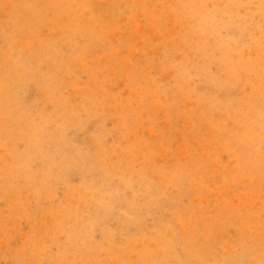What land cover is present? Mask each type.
Masks as SVG:
<instances>
[{
  "label": "rangeland",
  "instance_id": "374dc122",
  "mask_svg": "<svg viewBox=\"0 0 264 264\" xmlns=\"http://www.w3.org/2000/svg\"><path fill=\"white\" fill-rule=\"evenodd\" d=\"M137 1L0 0V264L264 263V0Z\"/></svg>",
  "mask_w": 264,
  "mask_h": 264
},
{
  "label": "bare ground",
  "instance_id": "6f19581e",
  "mask_svg": "<svg viewBox=\"0 0 264 264\" xmlns=\"http://www.w3.org/2000/svg\"><path fill=\"white\" fill-rule=\"evenodd\" d=\"M23 1H24V0H23ZM39 1H40V0H39ZM79 1H80V0H79ZM107 1H108V0H107ZM128 1H130V0H128ZM135 1H136V0H135ZM139 1H140V0H139ZM139 1H137V2H139ZM152 1H153V0H152ZM163 1H164V0H163ZM10 2H11V1H10ZM10 2H9V3H10ZM15 2H17V1H15ZM29 2H30V1H29ZM29 2H28V3H29ZM43 2H44V1H43ZM56 2H57V1H56ZM93 2H95V1H93ZM118 2H119V1H118ZM11 3H12V2H11ZM33 3L35 4V2H33ZM40 3H42V2H40ZM52 3H53V2H52ZM83 3H84V2H83ZM95 3H96V2H95ZM135 3H136V2H135ZM139 3H140V2H139ZM169 3H171V2H169ZM173 3H174V0H173L172 4H173ZM213 3H216V2H213ZM230 3H231V2H230ZM254 3H255V2H254ZM3 4H4V3H3ZM22 4H23V3H22ZM34 4H33V6H34ZM37 4H38V3H37ZM63 4H65V2H64ZM91 4H92V3H91ZM122 4H123V3H122ZM128 4H129V3H128ZM150 4H152V3H150ZM165 4H166V2H165ZM172 4H171V5H172ZM218 4H219V3H218ZM220 4H221V3H220ZM6 5H7V2H6ZM10 5H11V4H10ZM23 5H25V4H23ZM38 5H39V4H38ZM38 5H37V6H38ZM55 5L57 6L56 3H55ZM71 5H72V4H71ZM94 5H95V4H94ZM97 5H98V4H97ZM134 5H135V4H134ZM177 5H178V4H177ZM221 5H222V4H221ZM21 6H22V5H21ZM37 6H36V7H37ZM39 6H40V5H39ZM39 6H38V7H39ZM42 6H43V4H42ZM42 6H41V7H42ZM52 6H54V5H52ZM52 6H50V8H51ZM58 6H59V5H58ZM87 6H88V4H87ZM119 6H122V5H119ZM119 6L117 5V7H119ZM219 6H220V5H219ZM4 7H5V6H4ZM17 7H18V6H17ZM27 7H28V6H27ZM43 7H44V6H43ZM43 7H42V8H43ZM48 7H49V6H48ZM54 7H55V6H54ZM92 7H93V6H92ZM128 7H129V6H128ZM128 7H127V9H128ZM139 7H140V5H139ZM141 7H142V6H141ZM141 7H140V8H141ZM143 7H144V6H143ZM148 7H149V6H148ZM157 7H158V6H157ZM162 7H163V6H162ZM166 7H167V6H166ZM209 7H210V6H209ZM5 8H6V7H5ZM15 8H16V7H15ZM31 8L33 9V7H31ZM46 8H47V7H46ZM61 8H62V7H61ZM70 8H71V7H70ZM70 8H69V9H70ZM73 8H74V7H73ZM90 8H91V6H90ZM95 8H96V7H95ZM97 8H98V6H97ZM120 8H121V7H120ZM158 8L160 9V7H158ZM164 8H165V7H164ZM167 8H168V7H167ZM167 8H166V9H167ZM8 9H11V8H9V6H8ZM32 9H31V10H32ZM35 9H36V8H35ZM54 9H55V8H54ZM56 9H58V8H56ZM56 9H55V10H56ZM67 9H68V8H67ZM67 9H66V10H67ZM69 9H68V11H73L72 9H70V10H69ZM122 9H123V6H122ZM124 9H126V8H124ZM130 9H131V8H130ZM144 9H145V8H144ZM148 9H149V8H148ZM254 9H256V8H254ZM4 10H5V9H4ZM4 10H2V11H4ZM28 10H29V7H28V9L26 10V12H27ZM48 10L50 11V9H48ZM52 10H53V9H52ZM79 10H80V9H79ZM101 10H102V9H101ZM135 10H136V9H135ZM163 10H164V9H163ZM240 10H241V9H240ZM29 11H30V10H29ZM32 11H33V10H32ZM35 11L37 12L38 10L36 9ZM46 11H47V10H46ZM64 11H65V10H64ZM87 11H88V9H87ZM94 11H96V10H94ZM94 11H93V12H94ZM141 11H143V10L141 9ZM147 11H148V10H147ZM158 11H159V10H158ZM200 11H201V10H200ZM242 11H243V10H242ZM23 12H24V11H23ZM57 12H58V11H57ZM76 12H77V11H76ZM78 12L80 13V11H78ZM90 12H91V11H90ZM122 12H123V11H122ZM134 12H135V11H134ZM164 12H165V11H164ZM210 12H211V11H210ZM3 13H4V12H3ZM3 13H2V16H3ZM24 13H25V12H24ZM59 13H60V12H59ZM69 13H70V12H69ZM120 13H121V12H120ZM124 13H125V12H124ZM141 13H142V12H141ZM146 13H147V12H146ZM154 13H155V12H154ZM233 13H234V12H233ZM106 14H107V13H106ZM139 14H140V13H139ZM143 14H144V12H143ZM152 14H153V13H152ZM168 14H169V13H168ZM248 14H249V13H248ZM250 14H251V13H250ZM10 15H11V14H10ZM13 15H14V14H13ZM67 15H68V14H67ZM86 15H87V14H86ZM102 15L106 16L104 13H103ZM185 15H186V13H185ZM258 15H259V14H258ZM6 16H7V15H6ZM6 16H4V19H5ZM63 16H64V15H63ZM136 16H137V15H136ZM161 16H162V15H161ZM166 16H167V15H166ZM173 16H174V15H173ZM10 17H11V16H10ZM14 17H15V16H14ZM34 17H35V16H34ZM38 17H39V15H38ZM108 17H109V16H108ZM110 17H111V16H110ZM149 17H150V16H149ZM170 17H171V16H170ZM244 17H245V16H244ZM7 18H8V17H7ZM35 18H36V17H35ZM41 18H42V17H41ZM43 18H44V17H43ZM63 18H64V17H63ZM68 18H69V17H68ZM71 18H72V17H71ZM80 18H81V16H80ZM82 18H83V16H82ZM105 18H106V17H105ZM115 18H116V17H115ZM115 18H114V20H115ZM150 18H151V17H150ZM157 18H158V17H157ZM12 19H13V18H11L10 20H12ZM37 19H39V18H37ZM78 19H79V18H78ZM83 19H84V18H83ZM83 19L81 20V22L83 21ZM138 19H139V18H138ZM186 19H188V18H186ZM241 19H242V17L240 18V20H241ZM0 20H1V19H0ZM20 20H21V19H20ZM28 20H30V19H28ZM62 20H63V19H62ZM65 20H66V19H65ZM69 20H70V19H68V21H69ZM73 20H75V19L73 18ZM85 20H86V19H85ZM87 20H91V19H87ZM105 20H106V19H105ZM157 20H158V19H157ZM8 21H9V20H8ZM21 21L24 22L23 20H21ZM30 21H31V20H30ZM35 21H36V20H35ZM35 21H33V22H35ZM70 21H71V20H70ZM115 21H116V20H115ZM173 21H174V20H173ZM246 21H247V20H246ZM5 22H7V21H5ZM42 22H43V21H42ZM72 22H73V21H72ZM79 22H80V21H79ZM91 22H92V21H91ZM174 22H175V21H174ZM254 22H255V21H254ZM256 22H257V21H256ZM256 22H255V23H256ZM39 23H40V22H39ZM50 23H51V22H50ZM84 23H85V22H84ZM126 23H127V22H126ZM153 23H154V22H153ZM185 23H186V22H185ZM17 24H18V23H17ZM79 24H80V23H79ZM163 24H164V23H163ZM18 25H19V24H18ZM36 25H37V24H36ZM84 25H85V24H84ZM169 25H170V24H169ZM194 25H195V24H194ZM6 26H8V24H6ZM30 26H32V25H30ZM131 26H132V25H131ZM153 26H154V25H153ZM160 26H162V24H160ZM170 26H171V25H170ZM176 26H177V25H176ZM16 27H17V25H16ZM41 27H42V26H41ZM47 27H48V25H47ZM53 27H54V26H53ZM93 27H94V26H93ZM146 27H147V26H146ZM155 27H156V26H155ZM155 27H154V28H155ZM23 28H24V27H23ZM103 28H104V27H103ZM111 28H112V27H111ZM132 28H133V27H132ZM159 28H160V27H159ZM159 28H158V29H159ZM169 28H170V27H169ZM169 28H167V26H166V29H167V30H168ZM174 28H175V27H174ZM8 29H9V27H8ZM44 29H45V28H44ZM48 29H49V28H48ZM130 29H131V28H130ZM151 29L153 30V28H151ZM166 29H165V30H166ZM42 30H43V28H42ZM111 30H112V29H111ZM159 30H160V29H159ZM186 30H187V29H186ZM244 30H245V29H244ZM56 31H58V30L56 29ZM86 31H87V30H86ZM115 31H116V30H115ZM131 31H132V30H131ZM142 31H144V30L142 29ZM163 31H164V30H163ZM174 31H175V29H174ZM194 31H195V30H194ZM84 32H85V31H84ZM117 32H118V31H117ZM221 32H222V31H221ZM58 33H59V32H58ZM161 33H162V32H161ZM161 33H160V34H161ZM163 33H164V32H163ZM163 33H162V34H163ZM256 33H257V32H256ZM36 34H37V33H36ZM36 34H35V35H36ZM49 34H50V33H49ZM49 34H48V35H49ZM164 34H165V33H164ZM169 34H172V33H169ZM53 35H54V34H53ZM53 35H52V36H53ZM58 35H59V34H58ZM128 35H129V34H128ZM128 35H127V36H128ZM138 35H139V33H138ZM261 35H263V34H261ZM36 36H38V35H36ZM129 36H130V35H129ZM180 36H181V35H180ZM263 36H264V35H263ZM21 37H22V36H21ZM109 37H110V36H109ZM178 37H179V36H178ZM196 37H198V35H197ZM76 38H78V36H77ZM160 38H161V37H160ZM120 39H122V38H120ZM144 39H145V38H144ZM176 39H177V38H176ZM210 39H211V38H210ZM7 40H8V38H7ZM7 40H6V41H7ZM34 40H35V39H34ZM42 40H44V39H42ZM61 40H62V39H61ZM77 40H78V39H77ZM83 40H84V39H83ZM87 40H88V39H87ZM140 40H141V39H140ZM18 41H19V40H18V38H17V42H18ZM26 41H27V40H26ZM183 41H184V40H183ZM214 41H215V40H214ZM244 41H245V40H244ZM20 42H21V40H20ZM35 42H36V41H34V43H35ZM84 42H85V40H84ZM145 42H146V41H145ZM209 42H210V41H209ZM15 43H16V42H15ZM24 43H25V42H24ZM27 43H29V42H27ZM32 43H33V42H32ZM34 43H33V44H34ZM62 43H63V42H62ZM178 43H180V41H179ZM254 43H255V42H254ZM263 43H264V42H263ZM18 44H20V43H18ZM21 44H22V43H21ZM141 44H142V43H141ZM166 44H167V43H166ZM22 45H23V44H22ZM29 45H30V44H29ZM183 45H184V44H183ZM189 45H191V44H189ZM192 45H193V44H192ZM239 45H240V44H239ZM239 45H238V46H239ZM23 46H26V45H23ZM35 46H36V44H35ZM140 46H141V45H140ZM170 46H171V45H170ZM207 46H208V45H207ZM29 47H30V46H29ZM32 47H33V46H32ZM128 47H129V45H128ZM128 47H127V48H128ZM164 47H167V45H165ZM168 47H169V46H168ZM171 47H172V46H171ZM179 47H180V46H179ZM193 47H194V46H193ZM208 47H210V46H208ZM217 47H218V46H217ZM254 47H255V46H254ZM14 48H15V47H14ZM33 48H35V47H33ZM37 48H38V47H37ZM44 48H45V47H44ZM94 48H95V47H94ZM180 48H181V47H180ZM182 48H184V46H183ZM185 48H186V47H185ZM195 48H196V47H195ZM252 48H253V47H252ZM7 49H8V48H7ZM7 49H5V52L7 51ZM20 49H21V48H20ZM25 49H26V48H24V50H25ZM144 49H146V48H144ZM21 50H23V47H22ZM21 50H20V51H21ZM20 51H19V52H20ZM97 51H98V50H97ZM138 51H139V50H138ZM186 51H187V50H186ZM258 51H260V50H258ZM9 52H10V51H8L7 54H8ZM28 52H29V51H28ZM126 52H127V51H126ZM144 52H145V51H144ZM190 52H191V51H190ZM246 52H247V51H246ZM246 52H245V53H246ZM46 53H47V52H46ZM130 53H131V52H129V53H127V54H130ZM217 53H218V52H217ZM260 53H261V52H260ZM3 54H4V52H3ZM11 54H12V53H11ZM20 54H21V52H20ZM182 54H183V53H182ZM193 54H194V53H193ZM8 55H9V54H8ZM21 55H22V54H21ZM21 55H20V56H21ZM121 55H122V54H121ZM191 55H192V53H190V57L192 58L193 55H192V56H191ZM194 55H195V54H194ZM64 56H65V55H64ZM64 56H63V57H64ZM83 56H84V55H83ZM95 56H97V55H95ZM246 56H247V55H246ZM260 56H261V55H260ZM18 57H19V56H18ZM138 57H139V56H138ZM179 57H180V56H179ZM193 57H194V56H193ZM262 57H263V56H262ZM39 58H40V57H39ZM153 58H154V57H153ZM188 58H189V57H188ZM20 59H21V58H20ZM32 59H33V58H32ZM58 59H59V58H58ZM61 59H62V57H61ZM158 59H159V58H158ZM178 59H180V58H178ZM186 59H187V58H186ZM9 60H10V59H9ZM12 60H13V59H12ZM44 60H45V59H44ZM56 60H57V59H56ZM83 60H84V59H83ZM149 60H150V59H149ZM152 60H153V59H152ZM189 60H190V59H189ZM59 61H60V60H59ZM175 61H176V60H175ZM200 61H201V60H200ZM14 62H15V61H14ZM47 62H48V61H47ZM92 62H93V61H92ZM205 62H206V60H205ZM240 62H241V61H240ZM11 63L13 64V61H12ZM87 63H88V61H87ZM152 63H153V62H152ZM159 63H160V62H159ZM168 63H169V62H168ZM191 63H192V62H191ZM198 64H199V63H198ZM43 65H44V64H43ZM43 65H42V68H43ZM108 65H109V64H108ZM153 65H154V64H153ZM189 65H190V64H189ZM207 65H208V63H207ZM236 65H237V64H236ZM252 65H253V64H252ZM9 66H10V64H9ZM11 66H12V65H11ZM83 66H84V65H83ZM190 66H191V65H190ZM190 66H189V67H190ZM205 66H206V65H205ZM254 66H255V65H254ZM254 66H253V67H254ZM115 67H116V66H115ZM130 67H131V66H130ZM171 67H172V66H171ZM192 67H193V65H192ZM197 67H198V66H197ZM212 67H213V66H212ZM199 68H200V67H199ZM213 68H214V67H213ZM12 69H13V68H12ZM174 69H175V68H174ZM174 69H173V70H174ZM204 69H205V68H204ZM210 69H211V68H210ZM238 69H239V68H238ZM38 70H39V69H38ZM187 70H188V69H187ZM189 70H190V68H189ZM219 70H220V69H219ZM9 71H10V69H9ZM12 71H13V70H12ZM30 72H31V71H30ZM49 72H50V71H49ZM57 72H58V71H57ZM148 72H149V71H148ZM258 72H259V71H258ZM14 73H16V72H14ZM23 73H24V72H23ZM28 73H29V72H28ZM151 73H152V72H151ZM207 73H208V72H207ZM245 73H246V72H245ZM35 74H36V73H35ZM220 74H221V73H220ZM240 74H241V73H240ZM8 75H9V74H7L6 76H8ZM79 75H80V74H79ZM146 75H147V73H146ZM148 75H149V74H148ZM182 75H183V74H181V76H182ZM202 75H203V74H202ZM202 75H201V76H202ZM246 75H247V74H246ZM250 75H251V74H250ZM16 76H17V75H16ZM205 76H206V74H205ZM244 76H245V75H244ZM83 77H84V76H83ZM141 77H142V76H141ZM167 77H168V76H167ZM197 77H198V76H197ZM222 77H223V76H222ZM107 78H108V77H107ZM161 78H162V77H161ZM169 78H170V77H169ZM203 78H205V77H203ZM246 78H247V77H245V79H246ZM47 79H48V78H47ZM243 79H244V78H243ZM247 79H248V78H247ZM73 80H74V79H73ZM184 80H186V78H185ZM193 80H194V79H193ZM203 80H204V79H203ZM133 81H134V80H133ZM150 81H151V80H150ZM158 81H160V80H158ZM201 81H202V80H201ZM209 81H210V80H209ZM212 81H213V80H212ZM236 81H237V80H236ZM52 82H53V81H52ZM101 82H102V81H101ZM163 82H164V81H163ZM166 82H167V81H166ZM166 82H165V83H166ZM182 82H183V81H182ZM192 82H193V81H192ZM210 82H211V81H210ZM210 82H209V83H210ZM233 82H234V81H233ZM79 84H81V82H80ZM97 84H98V83H97ZM97 84H96V85H97ZM99 84H100V83H99ZM203 84H204V83H203ZM216 84H217V83H216ZM216 84H215V85H216ZM226 84H227V83H226ZM233 84H235V83H233ZM262 84H263V83H262ZM10 85H11V84H10ZM13 85H14V84H13ZM124 85H125V84H124ZM206 85H207V84H206ZM227 85H228V84H227ZM227 85H226V87H227ZM235 85H236V84H235ZM56 86H57V85H56ZM162 86H163V85H162ZM192 86H193V85H192ZM210 86H211V88H212L213 85H210ZM224 86H225V85H224ZM236 86H237V85H236ZM245 86H246V85H245ZM247 86H248V85H247ZM76 87H77V86H76ZM78 87H79V86H78ZM146 87H147V86H146ZM146 87H145V88H146ZM154 87H155V86H154ZM174 87H176V85H175ZM201 87H203V86H201ZM214 87H215V86H214ZM214 87H213V88H214ZM13 88H14V87H13ZM231 88H232V87H231ZM233 88H234V87H233ZM244 88H245V87H244ZM114 89H115V88H114ZM249 89H250V87H249ZM47 90H48V89H47ZM58 90H59V89H58ZM94 90H95V89H94ZM208 90L212 91L211 89H208ZM43 91H44V90H43ZM97 91H99V90H97ZM114 91H115V90H114ZM114 91H113V92H114ZM140 91H142V90H140ZM217 91H218V90H217ZM229 91H230V90H229ZM231 91H233V89H232ZM55 92H56V91H55ZM168 92H169V91H168ZM214 92H215V91H214ZM181 93H182V92H181ZM220 93H221V92H220ZM243 93H244V92H243ZM243 93H242V94H243ZM19 94H20V93H19ZM27 94H28V93H27ZM51 94H52V93H51ZM81 94H82V93H81ZM137 94H138V93H137ZM175 94H176V92H175ZM210 94H211V93H210ZM221 94H223V92H222ZM78 95H79V90H78ZM120 95H121V94H120ZM129 95H130V94H129ZM139 95H140V94H139ZM157 95H158V94H157ZM212 95H213V92H212ZM219 95H220V94H219ZM248 95H249V93H248ZM149 96H150V95H148V97H149ZM184 96H185V95H184ZM215 96H216V95H215ZM246 96H247V95H246ZM249 96H250V95H249ZM249 96H248V98H249ZM125 97H126V96H125ZM132 97H133V96H132ZM139 97H142V96L140 95ZM168 97H169V95H168ZM218 97H219V96H218ZM154 98H155V96H154ZM169 98H170V97H169ZM207 98H208V97H207ZM76 99H77V98H76ZM117 99H118V98H117ZM148 99H149V98H148ZM152 99H153V98H152ZM156 99H157V98H156ZM159 99H160V98H159ZM162 99H163V98H162ZM210 99H211V98H210ZM233 99H234V98H233ZM245 99H247V98H245ZM92 100H93V98H92ZM163 100H164V99H163ZM165 100H166V99H165ZM214 100H215V99H214ZM241 100H243V99H241ZM79 101H80V100H79ZM208 101H209V100H208ZM223 101H224V100H223ZM52 102H53V101H52ZM116 102H117V101H116ZM137 102H138V101H137ZM137 102H136L135 104H137ZM240 102L242 103V101H240ZM86 103H87V102H86ZM155 103H156V102H155ZM87 104H88V103H87ZM117 104H118V103H117ZM131 104H132V103H131ZM142 104H143V103H142ZM191 104H193V103H191ZM231 104H232V103H230V105H231ZM75 105H77V104H75ZM138 105H139V104H138ZM143 105H145V104H143ZM232 105H233V104H232ZM132 106H133V105H132ZM219 106H220V105H219ZM227 106H228V105H227ZM227 106H226V107H227ZM116 107H117V106H116ZM128 107H129V106H128ZM142 107H143V106H142ZM160 107H161V106H160ZM166 107H167V105H166ZM250 107H251V106H250ZM250 107H249V108H250ZM70 108H71V107H70ZM72 108H73V107H72ZM140 108H141V107H140ZM143 108H144V107H143ZM163 108H164V107H163ZM167 108H168V107H167ZM182 108H184V107H182ZM185 108H187V107H185ZM220 108H221V107H220ZM231 108H232V107H231ZM244 108H245V107H244ZM1 109H2V108H1ZM132 109H133V108H132ZM156 109H158V108H156ZM159 109H160V108H159ZM98 110H99V109H98ZM136 110H137V109H136ZM187 110H188V108H187ZM227 110H231V109H227ZM70 111H71V110H70ZM70 111H69V112H70ZM124 111H125V110H124ZM139 111H140V110H139ZM152 111H153V110H152ZM161 111H162V110H161ZM119 112H120V110H119ZM140 112H141V111H140ZM144 112L147 113V111H144ZM157 112H158V110H157ZM121 113H122V112H121ZM121 113H120V114H121ZM161 113H162V112H161ZM14 114H15V113H14ZM147 114H148V113H147ZM149 114H150V113H149ZM232 114H233V112L231 113V115H232ZM142 115H143V114H142ZM154 115H155V113H154ZM158 115H159V114H157V116H158ZM231 115H230V117H231ZM247 115L249 116V114H247ZM71 116H72V115H71ZM159 116H161V115H159ZM163 116H164V115H163ZM177 116H178V114H177ZM211 116H212V115H211ZM232 116H234V115H232ZM242 116H243V115H242ZM245 116H246V115H245ZM146 117H147V116H146ZM149 117H151V116H149ZM72 118H73V117H72ZM134 118H135V117H134ZM144 118H145V115H144ZM147 118H148V117H147ZM164 118H165V117H164ZM169 118H170V117H169ZM232 118H233V117H232ZM57 119H58V118H57ZM70 119H71V118H70ZM100 119H101V118H100ZM148 119H150V118H148ZM192 119H194V118H192ZM236 119H237V118H236ZM244 119H245V118H244ZM244 119H243V120H244ZM82 120H83V119H82ZM116 120H117V119H116ZM137 120H138V119H137ZM140 120H141V119L139 118V121H140ZM167 120H168V119H167ZM175 120H176V119H175ZM224 120H225V119H224ZM176 121H179V120H176ZM246 121H248V120H246ZM39 122H40V121H39ZM64 122H65V121H64ZM84 122H85V121H84ZM125 122H126V120H125ZM149 122H150V120H149ZM160 123H162V122H160ZM187 123H188V122H187ZM226 123H228V122H226ZM246 123H247V122H246ZM68 124H70V123H68ZM162 124H163V123H162ZM168 124H169V123H168ZM175 124H176V123H175ZM224 124H225V123H224ZM224 124H223V126H224ZM108 125H110V124H108ZM148 125H150V124H148ZM151 125H152V124H151ZM225 125H226V124H225ZM235 125H236V124H235ZM5 126H6V125H5ZM143 126H144V125H143ZM168 126H169V125H168ZM175 126H176V125H175ZM175 126H174V127H175ZM188 126H189V125H188ZM195 126H196V125H195ZM77 127H78V126H77ZM165 127H167V126H165ZM189 127H190V126H189ZM220 127H221V126H220ZM242 127H243V125H242ZM56 128H57V127H56ZM96 128H97V127H96ZM131 128H132V127H131ZM146 128H147V127H146ZM146 128H145V129H146ZM186 128H187V127H186ZM191 128H192V127H191ZM195 128H196V127H195ZM234 128H235V127H234ZM143 129H144V127H143ZM153 129H154V128H153ZM153 129H152V131H154ZM242 129H243V128H242ZM255 129H256V128H255ZM89 130H90V129H89ZM164 130H165V129H164ZM206 130H207V129H206ZM240 130H241V129H240ZM240 130H239V133L241 132ZM262 130H263V129H262ZM125 131H126V130H125ZM156 131L158 132V130H156ZM250 131H251V130H250ZM139 132H140V131H139ZM142 132H143V131H142ZM150 132H151V130H150ZM246 132H248V131H246ZM154 133H155V132H154ZM154 133H153V136H154ZM164 133H165V132H164ZM177 133H178V132H177ZM236 133H237V132H236ZM253 133H254V132H253ZM263 133H264V132H263ZM263 133H262V134H263ZM69 134H71V133H69ZM79 134H80V133H79ZM157 134H158V133H157ZM160 134H161V133H159V137H160ZM166 134H167V133H166ZM245 134H246V133H245ZM27 135H29V134H27ZM128 135H129V134H128ZM233 135H234V134H233ZM239 135H240V134H239ZM150 136H152V132H151V135H150ZM150 136H149V137H150ZM157 136H158V135H157ZM157 136H156V137H157ZM161 136H162V135H161ZM188 136H189V135H188ZM244 136H245V135H244ZM132 137H133V136H132ZM168 137H169V136H168ZM252 137H253V136H252ZM82 138H83V137H82ZM135 138H136V137H135ZM172 138H173V137H172ZM172 138H170V139H172ZM183 138H184V137H183ZM187 138H188V137H187ZM226 138H227V137H226ZM75 139H76V138H75ZM153 139H155V138H153ZM167 139H168V138H167ZM167 139L165 138V141H166ZM170 139H169V140H170ZM174 139H175V138H174ZM192 139H193V138H192ZM205 139H206V138H205ZM228 139H229V138H228ZM242 139H244V137H242ZM77 140H78V139H77ZM79 140H80V139H79ZM157 140H158V139H157ZM157 140H156V141H157ZM169 140H168V141H169ZM216 140H217V139H216ZM216 140H215V141H216ZM219 140H220V139H219ZM235 140H237V139H235ZM108 141H109V139H108ZM144 141H145V140H144ZM171 141H172V140H171ZM181 141H182V140H181ZM254 141H255V140H254ZM23 142H24V141H23ZM83 142H84V141H83ZM83 142H82V143H83ZM114 142H115V141H114ZM129 142H130V141H129ZM152 142H153V141H152ZM159 142H160V141H159ZM201 142H202V141H201ZM201 142H200V144H201ZM212 142H213V141H212ZM234 142H235V141H234ZM247 142H248V141H247ZM168 143H169V142H168ZM181 143H182V142H180V144H181ZM209 143H211V142H209ZM215 143H217V142H215ZM248 143H250V142H248ZM22 144H23V143H22ZM194 144H195V143H194ZM213 144H214V143H213ZM224 144H225V143H224ZM228 144H230V143L228 142ZM231 144H232V143H231ZM243 144H244V143H243ZM253 144H254V142H253ZM158 145H159V144H158ZM164 145H165V144H164ZM226 145H227V144H226ZM20 146H21V145H20ZM153 146H154V145H153ZM161 146H162V145H161ZM166 146L168 147L169 144L166 145ZM170 146H171V145H170ZM182 146H183V145H182ZM237 146H238V145H237ZM146 147H148V146H146ZM150 147H151V146H150ZM174 147H175V146H174ZM178 147H179V146H178ZM193 147H194V146H193ZM143 148H144V147H143ZM164 148H166V147H163V149H164ZM205 148H206V147H205ZM224 148H225V147H224ZM259 149H260V148H259ZM144 150H145V149H144ZM176 150H177V149H176ZM176 150H175V152H176ZM186 150H187V149H186ZM204 150H205V149H204ZM146 151H147V150H146ZM156 151H157V150H156ZM158 151H160V150H158ZM164 151H165V150H164ZM180 151H181V150H180ZM202 151H203V150H202ZM219 151H222V148H221V150L219 149ZM255 151H257V150H255ZM89 152H90V151H89ZM162 152H163V151H162ZM166 152H168V151L166 150ZM177 152H178V151H177ZM177 152H176V153H177ZM223 152H225V150H224ZM131 153H133V152H131ZM160 153H161V152H160ZM203 153H204V152H203ZM217 153H218V152H217ZM253 153H254V152H253ZM256 153H257V152H256ZM68 154H69V153H68ZM157 154H158V153H157ZM167 154H168V153H167ZM200 154H201V153H200ZM218 154H219V153H218ZM218 154H217V155H218ZM222 154H223V153H222ZM159 155H160V154H159ZM161 155H162V154H161ZM161 155H160V159H161V157L163 156V155H162V156H161ZM177 155H178V154H177ZM157 156H158V155H157ZM157 156H156V159L159 158V157L157 158ZM164 156H166V154H164ZM167 156H168V155H167ZM183 156H184V155H183ZM247 156H248V155H247ZM251 156H252V155H251ZM253 156H255V155H253ZM253 156H252V157H253ZM128 157H129V156H128ZM141 157H142V156H141ZM141 157H140V158H141ZM195 157H196V156H195ZM228 157H230V156H228ZM239 157H240V156H239ZM252 157H250V158H252ZM117 158H118V157H117ZM140 158H139V159H140ZM164 158H165V157H164ZM164 158H163V159H164ZM167 158H169V156H168ZM141 159H142V158H141ZM141 159H140V160H141ZM181 159H185V158L182 157ZM181 159H180V160H181ZM186 159H187V158H186ZM186 159H185V160H186ZM238 159H239V158H238ZM256 159H257V158H256ZM97 160H98V159H97ZM99 160H100V159H99ZM164 160H165V159H164ZM251 160H252V159H251ZM251 160H250V161H251ZM107 161H108V160H107ZM129 161H130V160H129ZM158 161H160V160H158ZM170 161H171V160H170ZM170 161H169V162H170ZM177 161H178V159H177ZM186 161H187V160H186ZM250 161H249V162H250ZM258 161H259V160H258ZM261 161H262V159H261ZM132 162H133V160H132ZM155 162H156V161H155ZM162 162H163V161H161V163H162ZM236 162H237V161H236ZM238 162H239V161H238ZM254 162H255V161H254ZM98 163H99V162H98ZM143 163H144V162H143ZM151 163H152V162H151ZM151 163H150V164H151ZM161 163H159V164H161ZM180 163H181V162H180ZM180 163H178V164H180ZM182 163H183V162H182ZM194 163H195V162H194ZM218 163H219V161H218ZM231 163H233V162L231 161ZM234 163H235V162H234ZM252 163H253V162H252ZM255 163H256V162H255ZM255 163H254V164H255ZM258 163H260V162H258ZM262 163H263V162H262ZM190 164H191V163H190ZM195 164H196V163H195ZM229 164H230V163H229ZM240 164H241V163H240ZM260 164H261V163H260ZM129 165H130V164H129ZM140 165H141V164H139V166H140ZM182 165H183V164H182ZM186 165H187V164H186ZM186 165H185V166H186ZM191 165H192V164H191ZM210 165H211V164H210ZM227 165H228V164H227ZM233 165H237V163H236V164H233ZM123 166H124V165H123ZM123 166H122V167H123ZM154 166H156V164H155ZM187 166H188V165H187ZM193 166H194V165H193ZM230 166H231V164H230ZM237 166H238V165H237ZM239 166H241V165H239ZM243 166H245V168H246V164L243 165ZM251 166H252V164H251ZM151 167H152V165H151ZM188 167H189V166H188ZM191 167H192V166H191ZM212 167H214V166H211V168H212ZM228 167H229V166H228ZM249 167H250V166H249ZM253 167L255 168V166H253ZM258 167H259V166H258ZM263 167H264V166H263ZM23 168H24V167H23ZM154 168H155V167H154ZM189 168H190V167H189ZM202 168H203V167H202ZM235 168H236V166H235ZM235 168H233V169L235 170ZM251 168H252V167H251ZM17 169H19V168H17ZM17 169H16V170H17ZM34 169H35V168H34ZM120 169H122V168H120ZM147 169H148V168H147ZM191 169H192V168H191ZM193 169H194V168H193ZM193 169H192V170H193ZM200 169H201V168H200ZM213 169H214V168H213ZM237 169H238V168H237ZM239 169H240V167H239ZM239 169H238V170H239ZM134 170H135V169H134ZM184 170H185V169H184ZM197 170H198V168H197ZM197 170H196V173H197ZM244 170H245V169H244ZM246 170H247V169H246ZM250 170H251V169H250ZM129 171H130V170H129ZM185 171H186V170H185ZM199 171H201V170H199ZM125 172H126V171H125ZM136 172H137V171H136ZM204 172H205V171H204ZM222 172H223V171H222ZM243 172H244V171H243ZM251 172H252V171H251ZM112 173H113V172H112ZM163 173H164V172H163ZM196 173H195V174H196ZM214 173H216V172H214ZM214 173H213V174H214ZM180 174H181V172H180ZM205 174H206V173H205ZM220 174H221V173H220ZM237 174H238V173H237ZM240 174H241V173H240ZM250 174H251V173H250ZM252 175H253V174H252ZM117 176H118V175H117ZM177 176H178V174H177ZM189 176H190V175H189ZM204 176H205V175H204ZM213 176H214V175H213ZM237 176H239V174L236 175V177H237ZM135 177H136V176H135ZM147 177H148V176H147ZM168 177H169V176H168ZM223 177H225V176L223 175ZM242 177H243V176H242ZM263 177H264V175H263ZM263 177H262V178H263ZM130 178H131V177H130ZM139 178H140V177H139ZM158 178H159V177H158ZM180 178H181V177H180ZM202 178H203V176H202ZM239 178H240V177H239ZM74 179H75V178H74ZM125 179L127 180V178H125ZM167 179H168V178H166V180H167ZM234 179H235V178H234ZM76 180H77V179H76ZM134 180H135V179H134ZM139 180H140V179H139ZM141 180H142V179H141ZM159 180H161V179H159ZM168 180H169V179H168ZM170 180H171V179H170ZM225 180H226V179H225ZM243 180H244V179H243ZM172 181H173V180H172ZM226 181H227V180H226ZM263 181H264V180H263ZM165 182H166V181H165ZM233 182H234V180H233ZM236 182L238 183V179H237ZM244 182H245V180H244ZM244 182H243V183H244ZM19 183H20V182H19ZM163 183H164V182H163ZM200 183H201V182H199L198 184H200ZM212 183H213V182H212ZM239 183H240V182H239ZM247 183H248V181H247ZM263 183H264V182H263ZM263 183H262V184H263ZM101 184H102V183H101ZM165 184H166V183H165ZM191 184H192V183H191ZM215 184H216V183H215ZM245 184H246V183H245ZM260 184H261V183H260ZM262 184H261V186H262ZM186 185H187V184H186ZM217 185H219V183H218ZM225 185H226V184H225ZM239 185H240V184H239ZM17 186H18V185H17ZM62 186H63V185H62ZM143 186H144V185H143ZM203 186H204V185H203ZM207 186H208V185H207ZM215 186H216V185H215ZM221 186H222V185H221ZM233 186H234V185H233ZM261 186H260V187H261ZM263 186H264V185H263ZM60 187H61V186H60ZM141 187H142V185H141ZM145 187H146V186H145ZM145 187H144V188H145ZM177 187H178V186H177ZM179 187H181V186L179 185ZM219 187H220V186H219ZM219 187H217V188H219ZM226 187H228V185H227ZM226 187H225V188H226ZM245 187H246V186H245ZM46 188H47V187H46ZM61 188H62V187H61ZM144 188H143V190H144ZM146 188H147V187H146ZM148 188H149V185H148ZM168 188H169V187H168ZM232 188H233V187H232ZM232 188L230 187V189H232ZM235 188H236V187H235ZM243 188H244V187H243ZM125 189H126V188H125ZM150 189H151V187H150ZM226 189H227V188H226ZM244 189H245V188H244ZM259 189H260V188H259ZM151 190H152V189H151ZM169 190H170V189H169ZM177 190H178V189H177ZM219 190H220V189H219ZM262 190H263V189H262ZM80 191H82V190L80 189ZM222 191H224V190L222 189ZM227 191H228V190H227ZM145 192H147V191H145ZM225 192H226V191H225ZM250 192H251V191H250ZM23 193H24V191H23ZM147 193H149V192H147ZM147 193H146V194H147ZM165 193H166V192H165ZM167 193H168V191H167ZM221 193H222V192H221ZM246 193H247V192H246ZM256 193H257V192H255V194H254L255 196H256ZM263 193H264V192H263ZM6 194H7V193H6ZM28 194H29V193H28ZM149 194H151V193H149ZM149 194H148V195H149ZM163 194H164V193H163ZM169 194H170V193H169ZM210 194H211V192H210ZM250 194H252V193H250ZM165 195H166V194H165ZM213 195H214V194H212L211 197H213ZM219 195H222V194H219ZM238 195H239V194H238ZM263 195H264V194H263ZM15 196H16V195H15ZM173 196H174V195H173ZM175 196H176V195H175ZM175 196H174V197H175ZM215 196H218V195H215ZM215 196H214V197H215ZM224 196H225V195H224ZM244 196H246V195H244ZM255 196H254V198H255ZM257 196H258V195H257ZM105 197H106V196H105ZM144 197H145V195H144ZM239 197H240V196H239ZM246 197H247V196H246ZM251 197H252V196H251ZM261 197H262V195H261ZM261 197H260V198H261ZM12 198H14V197H12ZM56 198H57V197H56ZM133 198H134V197H133ZM198 198H199V197H198ZM198 198H196V199H198ZM220 198H222V197L220 196ZM247 198H248V197H247ZM262 198H263V197H262ZM27 199H28V198H27ZM143 199H144V198H143ZM183 199H184V198H183ZM211 199H212V198H211ZM215 199H216V197H215ZM223 199H224V198H223ZM243 199H244V197H243ZM12 200H13V199H12ZM34 200H35V199H34ZM198 200H199V199H198ZM254 200H255V199H254ZM30 201H31V200H30ZM50 201H51V200H50ZM209 201H210V200H209ZM32 202H33V201H32ZM108 202H109V201H108ZM74 203H75V202H74ZM110 203H111V202H110ZM234 203H235V202H234ZM4 204H5V203H4ZM9 204H10V203H9ZM39 204H40V203H39ZM218 204H220V203H218ZM229 204H230V203H229ZM231 204H232V203H231ZM235 204H236V203H235ZM237 204H238V203H237ZM11 205H13V204L11 203ZM108 205H109V204H108ZM258 205H259V204H258ZM263 205H264V204H263ZM14 206H16L15 203H14ZM139 206H141V205H139ZM202 206L204 207V205H202ZM215 206H216V205H215ZM230 206H231V205H230ZM233 206H234V204H233ZM16 207H17V206H16ZM49 207H50V206H49ZM109 207H110V206H109ZM12 208L14 209V207H12ZM255 208H256V207H255ZM259 208H260V207H259ZM30 209H31V208H30ZM50 209H51V208H50ZM244 209H245V207H244ZM263 209H264V208H263ZM21 210H22V209H20L19 211H21ZM156 210H157V209H156ZM52 211H53V210H52ZM83 211H84V210H83ZM130 211H131V210H130ZM225 211L227 212L226 209H225ZM255 211H256V210H255ZM257 211H258V210H257ZM241 212H242V211H241ZM245 212H246V211H245ZM245 212H244V213H245ZM5 213H6V212H5ZM7 213H8V212H7ZM9 213H10V211H9ZM52 213H53V212H51V214H52ZM239 214H240V213H239ZM241 214H242V213H241ZM259 214H260V213H259ZM16 215H17V214H16ZM3 216H4V215H3ZM11 216H12V215H11ZM164 216H166V214H165ZM167 216H168V215H167ZM170 216H171V215H170ZM222 216H223V215H222ZM260 216H262V215H260ZM42 217H43V216H42ZM230 217H231V216H230ZM253 217H255V216H253ZM191 218H192V215H191ZM234 218H235V217H234ZM251 219H252V218H251ZM261 219H262V218H261ZM40 220H41V219H40ZM178 220H179V218H178ZM14 221H15V216H14ZM50 221H51V220H50ZM140 221H141V218H140ZM155 221H156V220H155ZM26 222L28 223V221H26ZM68 222H69V221H68ZM109 222H110V221H109ZM178 222H179V221H178ZM186 222H187V221H186ZM189 223H190V221H189ZM189 223H188V224H189ZM196 223H197V222H196ZM257 223H258V222H257ZM50 224H51V223H50ZM52 224H53V223H52ZM175 224H177V223H175ZM181 224H182V223H181ZM253 224H255V223H253ZM77 225H78V224H77ZM124 225H125V224H124ZM225 225H226V224H225ZM15 226H16V225H15ZM17 226H18V225H17ZM50 226H51V225H50ZM116 226H117V225H116ZM122 226H123V225H122ZM0 227H1V226H0ZM24 227H25V226H24ZM31 227H32V226H31ZM31 227L28 228V229H31ZM183 227H184V226H183ZM193 227H194V226H193ZM193 227H192V228H193ZM244 227H245V226H244ZM260 227H262V226H260ZM11 228H12V226H10V229H11ZM40 228H41V227H40ZM185 228H186V226H185ZM185 228H184V229H185ZM202 228H203V227H202ZM7 229H8V228H7ZM18 229H19V228H17V230H18ZM119 229H120V228H119ZM240 229H242V228H240ZM12 230H13V229H12ZM190 230H191V228H190ZM192 230H193V229H192ZM198 230H199V229H198ZM245 230H248V229H245ZM263 230H264V228H263ZM1 231H2V230H1ZM241 231H242V230H241ZM248 231H249V230H248ZM259 231H260V230H259ZM2 232H3V231H2ZM35 232H36V231H35ZM37 232H38V234H40L39 230H37ZM42 232H43V231H42ZM194 232H195V231H194ZM243 232H244V231H243ZM243 232H242V233H243ZM245 232H246V231H245ZM0 233H1V232H0ZM31 233H32V232H31ZM217 233H218V232H217ZM242 233H241V234H242ZM246 233H247V232H246ZM248 233H249V232H248ZM5 234H7V233H5ZM111 234H112V233H111ZM164 234H165V232H164ZM164 234H163V235H164ZM183 234H185V233H183ZM186 234H187V233H186ZM252 234H253V233H252ZM263 234H264V233H263ZM263 234H262V235H263ZM0 235H1V234H0ZM17 235H18V233H17ZM20 235H22V234L20 233ZM46 235H47V233H46ZM194 235H195V234H194ZM245 235H246V234H245ZM38 236H39V235H38ZM61 236H62V235H61ZM183 236H185V235H183ZM230 236L232 237V235H229V238H231ZM256 236H257V235H256ZM256 236H254V237H256ZM258 236H259V235H258ZM258 236H257V237H258ZM2 237L6 238V235H5V236H4V235L1 236V239H2ZM14 237H16V236H14ZM149 237H150V236H149ZM242 237H243V236H242ZM242 237H241V238H242ZM257 237H256V238H257ZM259 237H260V236H259ZM262 237H263V236H262ZM21 238H23V237H21ZM39 238H40V237H39ZM60 238H61V237H60ZM115 238H116V237H115ZM252 238H253V237H252ZM252 238H251V239H252ZM18 239H20V238H18ZM147 239H148V238H147ZM217 239H218V238H217ZM219 239H220V238H219ZM258 239H259V238H258ZM258 239H257V240H258ZM20 240H21V239H20ZM25 240H26V239H25ZM49 240H50V239H49ZM120 240H121V239H120ZM230 240H231V239H230ZM233 240H234V239H233ZM252 240H253V239H252ZM2 241H3V240H2ZM6 241H7V240H6ZM27 241H28V240H27ZM36 241H37V240H36ZM76 241H77V240H76ZM122 241H123V240H122ZM133 241H135V240H133ZM194 241H195V240H194ZM196 241H197V240H196ZM203 241H204V240H203ZM245 241H246V240H244V242H245ZM253 241H254V240H253ZM253 241L251 242L252 244L254 243ZM261 241H262V240H261ZM20 242H21V241H20ZM34 242H35V241H34ZM116 242H117V241H116ZM145 242H146V241H145ZM158 242H159V241H158ZM158 242H157V243H158ZM214 242H217V241H214ZM232 242H233V241H232ZM263 242H264V241H263ZM11 243H12V242H11ZM24 243H25V242H24ZM29 243H30V242H29ZM32 243H33V242H32ZM43 243H44V242H43ZM46 243H47V242H46ZM119 243H120V242H119ZM121 243H122V242H121ZM128 243H129V242H128ZM147 243H148V242H147ZM157 243H156V244H157ZM201 243H202V241H201ZM259 243H260V242H259ZM259 243H258V244H259ZM7 244H8V242H7ZM33 244H34V243H33ZM129 244H130V243H129ZM148 244H149V243H148ZM150 244H152V243H150ZM203 244H204V243H203ZM214 244H215V243H214ZM245 244L247 245L246 242H245ZM258 244H257V245H258ZM30 245H31V244H30ZM81 245H82V244H81ZM193 245H194V244H193ZM209 245H210V244H209ZM237 245H238V244H237ZM237 245H236V246H237ZM242 245H243V244H242ZM6 246H8V245H6ZM22 246H23V245H22ZM139 246H141V245H139ZM153 246H154V245H153ZM223 246H224V245H223ZM223 246H221V247H222V250H223ZM225 246H226V245H225ZM232 246H233V245H232ZM258 246H259V245H258ZM263 246H264V245H263ZM135 247H137V246H135ZM148 247H149V246H148ZM219 247H220V246H219ZM221 247H220V248H221ZM229 247H230V246H229ZM229 247H228V248H229ZM240 247H241V246H240ZM242 247H244V246H242ZM250 247H251V246H250ZM21 248H22V247H21ZM24 248L26 249V247H24ZM29 248H30V247H29ZM29 248H28V249H29ZM35 248H36V247H35ZM186 248H187V247H186ZM220 248H219V249H220ZM225 248H226V247H225ZM235 248H236V247H235ZM237 248H238V247H237ZM237 248H236V249H237ZM256 248H257V247H256ZM28 249H26V250H28ZM43 249H44V248H43ZM175 249H176V248H175ZM229 249H230V248H229ZM248 249H249V247H248ZM3 250H5V247H4V249H2V251H3ZM133 250H134V249H133ZM201 250H202V248H201ZM237 250H238V249H237ZM239 250H240V249H239ZM254 250H255V249H254ZM258 250H260V249H258ZM261 250H262V249H261ZM16 251L18 252V248H17ZM23 251H24V250H23ZM31 251H32V250H31ZM42 251H44V250H41V252H42ZM223 251H225V249H224ZM24 252H25V251H24ZM33 252H34V251H33ZM143 252H144V251H143ZM196 252H198V251H196ZM225 252H227V251H225ZM250 252H251V251H250ZM254 252H255V251H254ZM254 252H253V253H254ZM261 252H262V251H261ZM6 253L8 254V252H6ZM10 253H11V252H10ZM12 253H13V251H12ZM39 253H40V252H39ZM132 253H133V252H132ZM159 253H160V252H159ZM199 253H202V252H199ZM199 253H198V254H199ZM209 253H210V252H209ZM16 254H17V253H16ZM18 254L20 255V253H18ZM18 254L15 255V256H18ZM34 254H35V253H34ZM42 254H43V253H42ZM133 254H134V253H133ZM133 254H132V255H133ZM224 254H225V253H224ZM29 255H30V254H29ZM40 255H41V254H39V257H40ZM153 255H154V254H153ZM160 255H161V254H160ZM235 255H236V254H235ZM20 256H21V255H20ZM41 256H42V255H41ZM99 256H100V254H99ZM134 256H135V255H134ZM206 256H207V255H206ZM212 256H213V255H212ZM257 256H258V255H257ZM28 257H29V256H28ZM39 257H38V258H39ZM71 257H72V256H71ZM128 257H129V256H128ZM135 257H136V256H135ZM152 257H153V256H152ZM218 257H219V256H218ZM259 257H260V255H259ZM262 257H264V256H262ZM2 258H3V257H2ZM31 258H34V257L30 256V260H31ZM57 258H58V256H57ZM83 258H84V257H83ZM145 258H146V257H145ZM156 258H157V257H156ZM158 258H159V257H158ZM216 258H217V257H216ZM248 258H249V257H248ZM6 259H7V258H6ZM12 259H13V258H12ZM24 259H25V258H24ZM41 259H42V258H41ZM67 259H69V258H67ZM70 259H71V258H70ZM130 259H131V258H130ZM143 259H144V258H143ZM246 259H247V258H246ZM9 260H10V258H9ZM13 260H14V259H13ZM161 260H163V259H161ZM193 260H194V259H193ZM254 260H255V259H254ZM2 261H3V260H2ZM25 261H26V260H24V262H25ZM111 261L113 262V260H111ZM143 261H144V260H142V262H143ZM209 261H210V260H209ZM255 261H256V260H255ZM24 262H23V263H24ZM27 262H28V261H27ZM29 262H30V261H29ZM29 262H28V263H29ZM36 262H37V260H36ZM112 262H111V263H112ZM129 262H130V261H129ZM133 262H134V261H133ZM194 262H195V261H194ZM248 262H249V261H248ZM2 263H3V262H2ZM25 263H26V262H25ZM25 263H24V264H25ZM31 263H32V262H30V264H31ZM111 263H110V264H111ZM115 263H116V262H115ZM175 263H176V262H175ZM250 263H252V262H250ZM254 263H255V262H254ZM17 264H18V263H17ZM40 264H41V262H40ZM89 264H90V262H89ZM92 264H93V263H92ZM112 264H113V263H112ZM118 264H120V263H118ZM128 264H129V263H128ZM176 264H177V263H176ZM248 264H249V263H248ZM261 264H262V263H261ZM263 264H264V263H263Z\"/></svg>",
  "mask_w": 264,
  "mask_h": 264
}]
</instances>
